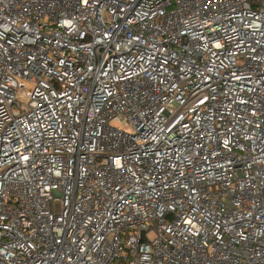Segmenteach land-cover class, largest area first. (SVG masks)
<instances>
[{
  "label": "built area",
  "instance_id": "built-area-1",
  "mask_svg": "<svg viewBox=\"0 0 264 264\" xmlns=\"http://www.w3.org/2000/svg\"><path fill=\"white\" fill-rule=\"evenodd\" d=\"M0 264H264V0H0Z\"/></svg>",
  "mask_w": 264,
  "mask_h": 264
},
{
  "label": "rangeland",
  "instance_id": "rangeland-1",
  "mask_svg": "<svg viewBox=\"0 0 264 264\" xmlns=\"http://www.w3.org/2000/svg\"><path fill=\"white\" fill-rule=\"evenodd\" d=\"M129 132H131V131H129Z\"/></svg>",
  "mask_w": 264,
  "mask_h": 264
}]
</instances>
